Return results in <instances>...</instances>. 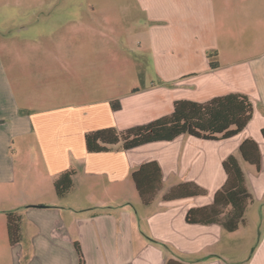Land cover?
I'll return each mask as SVG.
<instances>
[{
	"label": "crops",
	"instance_id": "1",
	"mask_svg": "<svg viewBox=\"0 0 264 264\" xmlns=\"http://www.w3.org/2000/svg\"><path fill=\"white\" fill-rule=\"evenodd\" d=\"M135 1L144 23L132 36L150 74L140 75L135 61L123 59L113 67L130 74L109 77L99 70L109 68L98 54L106 47H93L97 59L91 61L92 45H75L83 58L57 62L59 67L46 63L53 84L60 67L69 69L70 93L55 92V85L45 93L34 86L37 78L0 61V223L6 230V213H16L21 234L19 243L8 244L9 264H264V52L248 55L260 47L240 49L235 38L261 23L264 0ZM26 48L27 69L45 65L37 62L45 52H60L55 42ZM228 94L246 96L252 106L251 120L229 139L184 134L130 150L121 144L86 150L90 132H121L167 116L176 101L204 103ZM246 140L258 148V167L242 157ZM230 156L250 194L238 229L188 223L190 210L213 204ZM149 162L160 169L161 188L144 205L132 174ZM69 172L72 186L58 196L54 182ZM184 183L204 194L163 200Z\"/></svg>",
	"mask_w": 264,
	"mask_h": 264
},
{
	"label": "rangeland",
	"instance_id": "2",
	"mask_svg": "<svg viewBox=\"0 0 264 264\" xmlns=\"http://www.w3.org/2000/svg\"><path fill=\"white\" fill-rule=\"evenodd\" d=\"M143 23L144 16L135 0H0V61L5 67L12 62L15 69H21L30 78H37L33 80L38 82L34 86L45 93L55 88V92L70 93L69 69L60 67V79L53 84L46 63L54 61L56 67L57 62L61 61L63 65L73 61L75 56L83 58L79 56L83 53L73 51L75 45H92L91 52L90 48L87 51L91 61L97 59L93 47H106L98 54L102 61L110 62L109 68L99 70L109 77H120L121 70L125 76L130 74L126 67H113L115 62L123 59L135 61L138 67L134 70H141L140 75L150 74L151 69L139 53L137 39L132 36L133 29ZM251 27L255 30H242L235 38L240 49L243 45L260 47L248 54L256 57L264 52V19L259 24L254 21ZM54 42L60 47L58 55L61 58L45 52L37 61L42 60L45 65L32 64L27 69L30 51L26 47L48 48ZM9 250L5 226L0 223V264H9L6 256Z\"/></svg>",
	"mask_w": 264,
	"mask_h": 264
},
{
	"label": "trees",
	"instance_id": "3",
	"mask_svg": "<svg viewBox=\"0 0 264 264\" xmlns=\"http://www.w3.org/2000/svg\"><path fill=\"white\" fill-rule=\"evenodd\" d=\"M216 62L210 67L216 68ZM118 110L116 102L111 104ZM252 118V106L246 96L228 94L213 98L204 103L180 100L173 104V110L146 125L137 126L121 132L113 128L101 129L85 135L86 150L90 153L105 152L110 146L121 144L130 150L154 142H168L181 135H189L204 140H225L241 132ZM264 136V131H262ZM244 160L258 167L259 152L253 141L246 140L240 146ZM226 180L215 193L213 204L208 207L190 210L186 214L188 223H219L226 231L234 232L242 222L244 211L250 199L243 173L232 156L222 163ZM72 173H65L54 182L58 196L67 193L71 186ZM132 180L141 202L149 205L161 188V173L154 162L143 164L132 174ZM204 190L192 183L180 184L163 196L164 201L200 196ZM6 232L8 244L20 242V217L14 212L6 213ZM80 255L79 248H77ZM82 264V262L80 263Z\"/></svg>",
	"mask_w": 264,
	"mask_h": 264
}]
</instances>
